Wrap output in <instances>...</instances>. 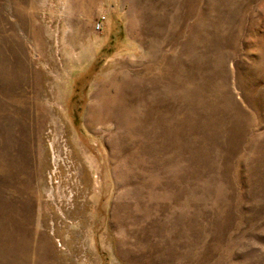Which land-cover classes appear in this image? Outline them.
Instances as JSON below:
<instances>
[{
	"label": "rangeland",
	"instance_id": "rangeland-1",
	"mask_svg": "<svg viewBox=\"0 0 264 264\" xmlns=\"http://www.w3.org/2000/svg\"><path fill=\"white\" fill-rule=\"evenodd\" d=\"M0 151V264H264V0H0Z\"/></svg>",
	"mask_w": 264,
	"mask_h": 264
},
{
	"label": "bare ground",
	"instance_id": "bare-ground-1",
	"mask_svg": "<svg viewBox=\"0 0 264 264\" xmlns=\"http://www.w3.org/2000/svg\"><path fill=\"white\" fill-rule=\"evenodd\" d=\"M6 160H7L6 156L4 155V153L2 151H0V168H3L5 164L7 165L8 161H6ZM10 166L12 167V164H10Z\"/></svg>",
	"mask_w": 264,
	"mask_h": 264
},
{
	"label": "built area",
	"instance_id": "built-area-1",
	"mask_svg": "<svg viewBox=\"0 0 264 264\" xmlns=\"http://www.w3.org/2000/svg\"><path fill=\"white\" fill-rule=\"evenodd\" d=\"M96 27H97V29H99V25H97Z\"/></svg>",
	"mask_w": 264,
	"mask_h": 264
}]
</instances>
